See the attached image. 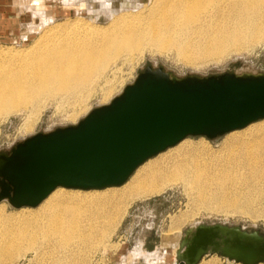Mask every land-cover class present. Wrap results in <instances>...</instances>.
I'll use <instances>...</instances> for the list:
<instances>
[{
  "label": "bare ground",
  "instance_id": "obj_1",
  "mask_svg": "<svg viewBox=\"0 0 264 264\" xmlns=\"http://www.w3.org/2000/svg\"><path fill=\"white\" fill-rule=\"evenodd\" d=\"M66 1L78 5L83 0ZM132 1L137 2L135 9L122 7L117 0L111 2V23L107 27L87 22L64 33L60 25L34 50L8 56L0 50V117L22 111L30 117L44 100L57 96L80 101V106L111 61L140 53L146 46L174 48L180 57L190 60L193 57L188 50H199L202 59L219 58L264 41V0H153L149 6L147 0ZM19 2L22 5L29 0ZM33 9L34 15L42 17L41 24L54 20L37 6ZM224 148L221 155H215L200 145L180 143L168 154L146 161L120 188L87 196L61 187L36 209L2 216L0 264H13L29 248L44 254L48 247L68 250L77 243L105 244L135 200L158 195L180 182L195 203L247 211L254 202L252 195L236 199L231 188L241 183L252 192H264V125L230 139ZM177 240L173 243L177 247L176 264H181L187 247L182 249L183 243ZM70 249L67 258L76 254ZM145 255L149 258L152 254Z\"/></svg>",
  "mask_w": 264,
  "mask_h": 264
},
{
  "label": "water",
  "instance_id": "obj_2",
  "mask_svg": "<svg viewBox=\"0 0 264 264\" xmlns=\"http://www.w3.org/2000/svg\"><path fill=\"white\" fill-rule=\"evenodd\" d=\"M264 119V73L175 76L147 65L109 103L77 123L38 132L0 152V203L36 207L59 187L123 185L152 157L189 136L214 139ZM181 264L211 253L242 264L264 262V233L198 224Z\"/></svg>",
  "mask_w": 264,
  "mask_h": 264
},
{
  "label": "rangeland",
  "instance_id": "obj_3",
  "mask_svg": "<svg viewBox=\"0 0 264 264\" xmlns=\"http://www.w3.org/2000/svg\"><path fill=\"white\" fill-rule=\"evenodd\" d=\"M19 1L21 0H15L16 5L11 7V11L16 14L14 17L16 22L4 23L3 26L6 28L4 32L0 33V50L3 51V55L8 56L10 53L16 52L15 54H20L19 52L25 53L26 51L34 50L33 47L36 48L42 40L48 39L49 35L56 31L60 25V28H64L62 31L64 33L71 31L74 27L77 29L79 25L81 26V24L87 22L98 28L107 27L111 23L110 13L113 10L111 2H114V0H83L78 5H72L66 0H29L31 3L38 2V10L45 11L43 12L44 16L49 14L54 19L51 22L41 24L42 17L34 15L27 6L19 5ZM117 1L120 5L122 4V7L127 9H135L137 5V2L132 0ZM151 1L153 0H147V5H150ZM108 2L107 6L106 4L103 6L104 3ZM45 36L47 37L45 38ZM3 49H6V51ZM197 51L199 50H188V54L193 58L187 60L180 57L174 48L157 50L146 46L140 53L135 52L130 56L121 55L111 61L108 65L109 67L107 66L108 68L105 69L104 76L100 77L99 81L97 80L98 82L96 81L92 85L91 92L89 91L90 94L84 97L80 106V101L57 96L50 100H44L39 111L35 112L34 115L31 113L30 117L27 112L23 111L11 113L3 118L1 116L0 152L10 150L17 142L38 132L77 123L93 108L109 103L122 92L127 84L133 82L138 73L149 64L154 67H163L166 71L179 77L189 74L205 76L224 71L241 73L249 70V72L253 73H264L263 40L249 49L231 50L219 58L207 57V59H202L197 54ZM106 82L108 83L106 84ZM108 86H112L109 91ZM75 111L78 112L76 113ZM73 112L75 115H73ZM261 125H264V119L214 139H209L205 136H189L177 145L188 141L189 143L200 145L202 148L208 149V151L210 150L215 155H221L222 152L226 151L224 146L227 141L241 135H247L252 129L254 130ZM177 145L168 148L149 160L168 154ZM122 186L113 187L120 188ZM113 187H107L108 189L104 188V190L63 188L70 192L80 191L82 195L95 196L109 192L114 189ZM231 189H234L236 199L242 198L243 195L245 197L242 199L247 198L248 194L252 195L251 198L254 199V202H251L250 209L247 211L240 208L224 210L195 203L193 195H190L191 192L188 191L183 182H180L158 195L135 200L126 209V213H124L116 228L111 230L112 233H110L111 235L109 234L105 244L98 241L73 244L70 247L71 249H69L75 250L74 252L77 255L75 254L74 257L69 256L70 258L66 257L69 249L63 250L59 247H48L45 248L46 250L42 254V252L39 253L29 248L13 264H176L178 254L177 247L173 243L178 238L176 242L182 244L195 223L239 225L247 230L258 229L264 233V192L260 194L259 190L252 192L247 188L246 184L241 183ZM244 201L248 204L250 203L247 200ZM247 203L245 204L247 205ZM0 207H2L0 208V220L3 221L2 216L13 215L22 211L21 209L26 208L27 211L36 209V207L15 208L8 201L1 202ZM137 250L144 254L139 253ZM147 253L152 255L148 258L145 255ZM198 264L242 263L211 253L204 256ZM258 264H264V262Z\"/></svg>",
  "mask_w": 264,
  "mask_h": 264
},
{
  "label": "crops",
  "instance_id": "obj_4",
  "mask_svg": "<svg viewBox=\"0 0 264 264\" xmlns=\"http://www.w3.org/2000/svg\"><path fill=\"white\" fill-rule=\"evenodd\" d=\"M30 1L28 3L23 4V5H25L27 7L29 5L28 8L31 9V10L34 7L38 6V4L36 2L31 3ZM31 4H35V6L34 5L30 6ZM15 5H16L15 0H0V33L4 32V29L6 28V27L3 26L4 23H6V22H9V23L10 22H16V19L14 18L16 14H15L14 11H11V7H13ZM19 5H21L20 2H19ZM32 13L34 14V9L32 10Z\"/></svg>",
  "mask_w": 264,
  "mask_h": 264
}]
</instances>
